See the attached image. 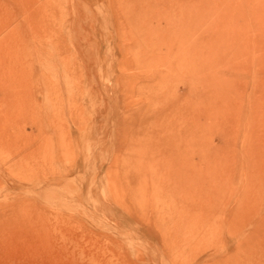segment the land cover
I'll list each match as a JSON object with an SVG mask.
<instances>
[{
  "label": "rangeland",
  "instance_id": "374dc122",
  "mask_svg": "<svg viewBox=\"0 0 264 264\" xmlns=\"http://www.w3.org/2000/svg\"><path fill=\"white\" fill-rule=\"evenodd\" d=\"M39 263L264 264V0H0V264Z\"/></svg>",
  "mask_w": 264,
  "mask_h": 264
},
{
  "label": "bare ground",
  "instance_id": "6f19581e",
  "mask_svg": "<svg viewBox=\"0 0 264 264\" xmlns=\"http://www.w3.org/2000/svg\"><path fill=\"white\" fill-rule=\"evenodd\" d=\"M174 171H175V170H174ZM174 171H173V172H174ZM39 257H41V256H39ZM41 260H42V259H41ZM39 264H40V263H39Z\"/></svg>",
  "mask_w": 264,
  "mask_h": 264
}]
</instances>
